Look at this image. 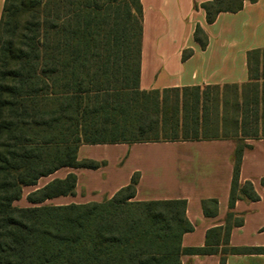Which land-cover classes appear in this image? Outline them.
Segmentation results:
<instances>
[{
    "label": "trees",
    "instance_id": "trees-1",
    "mask_svg": "<svg viewBox=\"0 0 264 264\" xmlns=\"http://www.w3.org/2000/svg\"><path fill=\"white\" fill-rule=\"evenodd\" d=\"M258 0H211L213 23ZM143 9L140 0H4L0 17V264H182L181 256L264 254L232 247L244 223L238 200L258 201L240 182L246 140L264 139V48L248 53L249 81L141 90ZM194 40L205 48L206 32ZM185 50L182 58L192 55ZM230 139L237 144L229 208L223 226L208 230L203 247L183 248L194 226L185 200L136 201L139 174L102 202L45 205L75 195L77 177L54 179L62 168L97 169L78 159L81 145ZM264 188V177L261 179ZM217 213L215 199L202 201Z\"/></svg>",
    "mask_w": 264,
    "mask_h": 264
},
{
    "label": "crops",
    "instance_id": "crops-1",
    "mask_svg": "<svg viewBox=\"0 0 264 264\" xmlns=\"http://www.w3.org/2000/svg\"><path fill=\"white\" fill-rule=\"evenodd\" d=\"M0 1L4 4V0ZM209 1L140 0L143 9L141 90L249 81L248 53L264 48V0L246 1L239 12H222L211 24L202 8ZM197 25L208 36L204 49L194 40ZM185 50L193 53L184 60ZM245 143L249 147L243 152L240 182H252L260 199L235 203L232 211L243 215L244 223L232 229L230 246L264 247V188L261 185L264 139ZM236 146L230 139L83 144L78 150V159L98 162L97 169L62 168L41 178L38 184L49 178L64 179L73 173L77 177L75 195L55 199L67 200V204H84L110 199L138 173L135 200H185L186 215L194 230L183 235L182 247H203L208 230L223 226L230 212ZM210 199L218 203L213 216H207L202 207V201ZM220 258V254H183L181 262L220 264ZM226 264H264V254L228 255Z\"/></svg>",
    "mask_w": 264,
    "mask_h": 264
},
{
    "label": "rangeland",
    "instance_id": "rangeland-1",
    "mask_svg": "<svg viewBox=\"0 0 264 264\" xmlns=\"http://www.w3.org/2000/svg\"><path fill=\"white\" fill-rule=\"evenodd\" d=\"M2 9H3V4L1 3L0 1V17H1V13H2ZM56 177V176H55ZM52 179L54 178H49V179H44L42 180L37 186L33 187V186H30V187H25L23 189V194H22V198L19 200V201H16L14 203L15 206H18V207H30V206H33L32 204H30L28 201H27V196L28 194H30L31 192L37 190V189H40L42 188L43 186H45L47 183H49L50 181H52ZM67 200H62V201H59L57 199H51V200H47L44 202L45 205H66L67 204Z\"/></svg>",
    "mask_w": 264,
    "mask_h": 264
}]
</instances>
